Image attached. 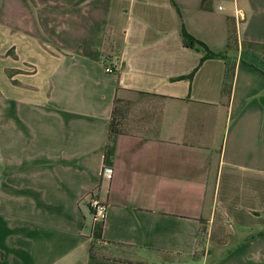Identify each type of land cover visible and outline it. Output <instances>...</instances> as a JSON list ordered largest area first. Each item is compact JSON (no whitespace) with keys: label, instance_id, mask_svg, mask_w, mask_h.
<instances>
[{"label":"crops","instance_id":"1","mask_svg":"<svg viewBox=\"0 0 264 264\" xmlns=\"http://www.w3.org/2000/svg\"><path fill=\"white\" fill-rule=\"evenodd\" d=\"M263 42L264 0H1L0 264H264Z\"/></svg>","mask_w":264,"mask_h":264},{"label":"trees","instance_id":"2","mask_svg":"<svg viewBox=\"0 0 264 264\" xmlns=\"http://www.w3.org/2000/svg\"><path fill=\"white\" fill-rule=\"evenodd\" d=\"M0 5H1V0H0ZM182 40H183V45L186 48L189 49H194V50H200L204 52V56L200 61L199 67L207 60L210 59H222L225 60L227 59V56L225 54H216L212 51H210V49L203 44L201 41L195 39L193 36H191L183 27L182 28ZM245 47L250 49V50H256L259 51L263 54L264 56V42L261 44H256V43H246ZM249 66V65H248ZM198 67V68H199ZM198 68L189 76L186 77H179L177 79H174L173 81H178V80H184V79H188V80H192L195 73L197 72ZM142 96L145 95H149L148 93H140ZM123 101L116 99L115 100V107H114V111H113V115H112V121H111V125H110V144L107 147L106 150V156H105V162H106V167L111 168V163L115 154V142L113 141L112 137H116L117 135H119V122L120 119L123 118L125 112H126V104H121ZM112 139V142H111ZM207 227L204 226L201 229V237H200V244H205L206 242V238H207Z\"/></svg>","mask_w":264,"mask_h":264},{"label":"built area","instance_id":"3","mask_svg":"<svg viewBox=\"0 0 264 264\" xmlns=\"http://www.w3.org/2000/svg\"><path fill=\"white\" fill-rule=\"evenodd\" d=\"M120 70L117 62H112L111 64H108L105 68L106 73L108 74H115ZM113 173V170L109 167L104 168V174L106 176L111 177ZM90 208L93 211L94 219L96 222H102L106 218L107 214V206L103 203H101L98 200L93 199L90 202Z\"/></svg>","mask_w":264,"mask_h":264}]
</instances>
